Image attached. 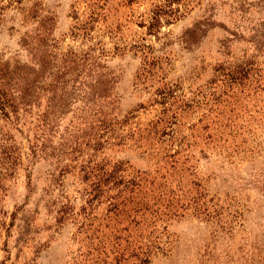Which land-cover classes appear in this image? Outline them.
I'll use <instances>...</instances> for the list:
<instances>
[{
  "label": "rangeland",
  "instance_id": "obj_1",
  "mask_svg": "<svg viewBox=\"0 0 264 264\" xmlns=\"http://www.w3.org/2000/svg\"><path fill=\"white\" fill-rule=\"evenodd\" d=\"M0 264H264V0H0Z\"/></svg>",
  "mask_w": 264,
  "mask_h": 264
},
{
  "label": "trees",
  "instance_id": "obj_2",
  "mask_svg": "<svg viewBox=\"0 0 264 264\" xmlns=\"http://www.w3.org/2000/svg\"><path fill=\"white\" fill-rule=\"evenodd\" d=\"M0 107H1L2 110H6V109H8V108H11V109L15 108V106L12 107V105L9 104V102H7V101H5V102H4V101L1 102V103H0Z\"/></svg>",
  "mask_w": 264,
  "mask_h": 264
}]
</instances>
